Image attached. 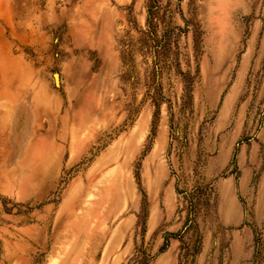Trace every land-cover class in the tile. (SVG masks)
Masks as SVG:
<instances>
[{"label":"rangeland","instance_id":"rangeland-1","mask_svg":"<svg viewBox=\"0 0 264 264\" xmlns=\"http://www.w3.org/2000/svg\"><path fill=\"white\" fill-rule=\"evenodd\" d=\"M264 264V0H0V264Z\"/></svg>","mask_w":264,"mask_h":264},{"label":"trees","instance_id":"trees-1","mask_svg":"<svg viewBox=\"0 0 264 264\" xmlns=\"http://www.w3.org/2000/svg\"><path fill=\"white\" fill-rule=\"evenodd\" d=\"M146 263V259H145V262H143V264ZM131 264H142L141 260H140V256H136L134 259H133V262Z\"/></svg>","mask_w":264,"mask_h":264}]
</instances>
